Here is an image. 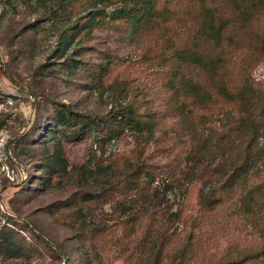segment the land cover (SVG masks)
I'll return each instance as SVG.
<instances>
[{"label":"rangeland","instance_id":"374dc122","mask_svg":"<svg viewBox=\"0 0 264 264\" xmlns=\"http://www.w3.org/2000/svg\"><path fill=\"white\" fill-rule=\"evenodd\" d=\"M138 4L0 0V264H264V0Z\"/></svg>","mask_w":264,"mask_h":264},{"label":"trees","instance_id":"16d2710c","mask_svg":"<svg viewBox=\"0 0 264 264\" xmlns=\"http://www.w3.org/2000/svg\"><path fill=\"white\" fill-rule=\"evenodd\" d=\"M139 4L136 7L138 10L142 8L143 11L151 13L155 10V2L156 0H138ZM178 59L186 63L188 61V56L184 52H178L177 53ZM114 88H111V90ZM56 115L55 119L61 122L63 118L66 119V122H69L73 120V124L78 127H83L84 129L90 128V127H96L101 124V121H99L98 118H94L88 115H76L69 109H67L65 106H59L56 108ZM251 114H253V108L250 110ZM113 119L116 122V125H121V126H126L129 122L132 124L134 118V113L132 109H125V108H115L113 109L112 113ZM72 123V122H71ZM71 123H67L70 125ZM250 129L246 134V139L243 143L242 146V152H241V158L243 162L248 163L250 159L252 158V147H254L256 144H258V141L264 137V129L263 126L261 125H255L253 122H250ZM136 128L139 130L140 129V123L138 121L135 123ZM83 129V130H84ZM116 137V136H115ZM258 146V145H257Z\"/></svg>","mask_w":264,"mask_h":264}]
</instances>
